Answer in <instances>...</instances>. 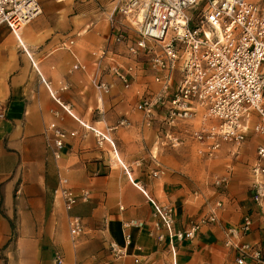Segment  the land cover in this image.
I'll list each match as a JSON object with an SVG mask.
<instances>
[{
    "label": "crops",
    "instance_id": "0c3cea01",
    "mask_svg": "<svg viewBox=\"0 0 264 264\" xmlns=\"http://www.w3.org/2000/svg\"><path fill=\"white\" fill-rule=\"evenodd\" d=\"M120 2L39 0L40 14L23 29L0 26V102L7 109L0 119V264H56V255L62 264H135L136 258L141 264H237L226 231L239 226L249 208V170L264 139L255 144L251 138L254 148L247 143L233 150L238 160L248 149V174L236 181L231 170L237 163H226L228 169L220 175L229 177L223 194L211 187L193 191L183 147L195 121L171 130L157 118L146 126L134 107L146 89L157 90L152 74L138 73L126 90L109 72L110 61L96 65L97 53L104 49L117 63H130L126 47L109 39L112 27L136 38L116 12ZM98 81L110 86L108 94L99 95ZM62 86L67 90L61 92ZM121 120L128 126L117 127ZM51 122L77 132L58 160L43 135ZM88 127L102 133L117 127L110 134L113 144L99 148ZM62 179L79 198L70 211L56 193ZM84 193L86 200L81 199ZM154 204L173 207L176 230L211 213L216 223L202 226L193 240L172 252L156 240ZM72 217L83 228L77 238L70 234ZM254 217V230L239 241L257 244L264 252V220ZM131 222L140 227L124 228ZM112 243L123 251L121 258L110 253Z\"/></svg>",
    "mask_w": 264,
    "mask_h": 264
},
{
    "label": "built area",
    "instance_id": "2783aa9c",
    "mask_svg": "<svg viewBox=\"0 0 264 264\" xmlns=\"http://www.w3.org/2000/svg\"><path fill=\"white\" fill-rule=\"evenodd\" d=\"M38 1L0 0V26L15 32L23 29L40 14ZM116 12L126 18L136 38L131 39L123 28L112 27L109 39L126 47L130 63H117L114 55L109 56L110 52L104 49L97 53L96 65L110 61L109 72L126 90L138 73L152 74L157 90L146 89L134 107L143 114L146 126L157 118H161V127L171 130L195 121L188 136L196 144L198 156L205 159L217 157L223 145L241 148L250 135L264 139V0H121ZM95 87L100 96L110 91V86L100 81ZM66 90V86L60 88L61 92ZM55 100L67 112L72 111L59 97ZM6 111L0 102V119ZM126 126L125 120L117 125ZM117 127L108 128L106 133L88 129L102 148L105 143L113 144L110 134ZM43 135L47 149L58 160L67 140L76 137L77 132L51 122ZM255 153L249 170V208L239 226L226 231V245L237 254V264H264L259 245L239 241L254 230V215L259 214L264 220V142ZM159 173L160 170L155 171L152 176L156 178ZM228 178L224 175L213 179L221 194ZM56 193L63 199L66 211L79 200L64 179ZM81 199L86 200L87 194ZM221 205V201L217 202L215 209ZM153 217L157 242H166L172 252L193 240L202 226L216 223L211 213L176 230L174 210L169 205L154 204ZM132 226L140 224H124V228ZM69 227L72 238L83 234L78 218H70ZM125 243L129 245V235L125 236ZM109 251L115 259L123 256L116 244L112 243ZM55 262L62 264V258L56 255ZM134 262L141 264L137 258Z\"/></svg>",
    "mask_w": 264,
    "mask_h": 264
},
{
    "label": "rangeland",
    "instance_id": "374dc122",
    "mask_svg": "<svg viewBox=\"0 0 264 264\" xmlns=\"http://www.w3.org/2000/svg\"><path fill=\"white\" fill-rule=\"evenodd\" d=\"M251 138L252 139L254 138L252 142L256 144V139L258 137L250 135L247 138L244 146L248 143L250 147H253V148L255 147L251 144L252 143ZM184 143L185 144L183 148H184L185 160L187 161V169L191 172V174H193L192 176H194V180L189 179L192 185L191 187L193 191L200 193L202 191H205L207 187H211V188H214L216 191H219L214 187L212 182L215 177H217L218 175L220 176L228 169V166H227L228 164L226 163H228L229 161H232V164H236V163L238 164V165L236 164V168L234 170L233 169L231 170V173L236 181L242 180L244 177H246V174H248V168L244 167L250 161V153L247 152L248 150L247 148L242 149V151L244 152L242 156L240 157V159L238 160L235 159L236 154H234L233 152V150H236V148L230 145L222 146V149L219 152V154L223 153V151L226 152V150L228 149L230 150V152L226 153L223 157H221V155L218 154L216 158L205 159V158H200L198 156L197 146L196 144H194L192 140H189L188 138V140ZM231 154H233V157L231 156ZM228 190H229V187H228ZM221 193L222 192H220L219 194ZM237 195H239L238 192H237Z\"/></svg>",
    "mask_w": 264,
    "mask_h": 264
}]
</instances>
